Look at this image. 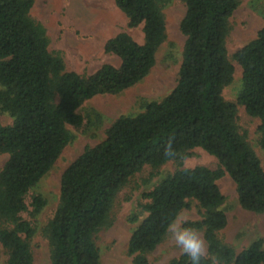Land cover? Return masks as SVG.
<instances>
[{
  "label": "trees",
  "instance_id": "16d2710c",
  "mask_svg": "<svg viewBox=\"0 0 264 264\" xmlns=\"http://www.w3.org/2000/svg\"><path fill=\"white\" fill-rule=\"evenodd\" d=\"M172 0H114L129 28L142 26L137 42L121 32L104 50L120 65L105 64L82 76L67 71L63 58L49 51L44 26L30 15L34 0H0V112L12 118L0 123V244L6 264H34L30 242L35 221L46 207L30 191L50 172L70 143L68 126L81 127L78 110L99 95H117L143 81L157 62L167 39L162 8ZM186 6L180 30L186 41L175 88L162 100L142 101V112L120 116L106 138L87 147L64 172L60 202L43 228L51 264H101L96 236L111 226L117 194L146 166L154 170L170 161L178 169L142 194L138 223L128 245L133 264H150L168 235L167 225L196 202L201 219L187 226L203 232V264H264V239L237 252L220 233L228 225L226 197L218 181L228 175L238 203L264 214V168L237 125V105L223 97L232 82L227 38L230 19L241 0H182ZM243 70L238 104L260 120L259 146L264 151V27L234 56ZM199 148L217 158L219 167L184 168L190 151ZM146 216L140 221L142 216ZM168 264H190L185 254Z\"/></svg>",
  "mask_w": 264,
  "mask_h": 264
},
{
  "label": "rangeland",
  "instance_id": "374dc122",
  "mask_svg": "<svg viewBox=\"0 0 264 264\" xmlns=\"http://www.w3.org/2000/svg\"><path fill=\"white\" fill-rule=\"evenodd\" d=\"M166 22L167 39L157 53V62L150 74L140 83L117 95H99L88 100L78 110L84 118L81 127L68 126L70 143L50 172L28 194L31 202L41 195L46 207L35 221L36 234L30 242L34 264H51L50 246L43 228L53 217L60 202L61 180L65 170L79 158L87 147H95L106 138L107 130L122 115L142 112V101L162 100L175 88L182 63V53L186 41L180 24L186 13L182 0H172L162 8ZM31 17L46 29L49 51L60 55L67 71L88 76L105 64L120 65V60L104 50L106 42L121 32L129 33L137 42L144 40L142 26L129 28L128 19L116 6L114 0H34ZM231 31L227 38V50L234 67L232 82L224 89L226 101L237 105V125L264 168V151L259 146L260 120L249 116L245 107L238 104L243 86V70L235 60V54L257 37L264 27V0H241V5L230 19ZM12 118L0 112V123L11 125ZM8 159L0 155V171ZM197 166L216 170L219 161L206 151L196 148L183 162L184 168ZM178 169V162L170 161L157 170L146 166L141 173L130 179L117 194L112 213V224L96 236L101 250V264H133L128 254V245L138 223L131 222L139 213L138 204L142 194L151 190L165 176ZM219 188L226 197L224 209L228 225L220 233V238L241 252L256 238L264 239V214L244 210L238 203L236 185L226 175L218 181ZM201 209L196 202L185 209L180 220L201 219ZM146 216H142L140 221ZM203 236V232H200ZM204 238V236H203ZM182 251L177 247L169 232L158 248L148 255L150 264H168L179 257ZM207 254V245L206 252ZM7 251L0 244V264H6Z\"/></svg>",
  "mask_w": 264,
  "mask_h": 264
},
{
  "label": "clouds",
  "instance_id": "9594fccd",
  "mask_svg": "<svg viewBox=\"0 0 264 264\" xmlns=\"http://www.w3.org/2000/svg\"><path fill=\"white\" fill-rule=\"evenodd\" d=\"M166 230L171 233L177 247L189 258L190 264H203L206 242L197 228L185 225L177 215L169 222Z\"/></svg>",
  "mask_w": 264,
  "mask_h": 264
}]
</instances>
